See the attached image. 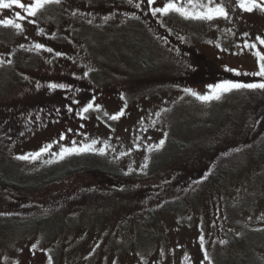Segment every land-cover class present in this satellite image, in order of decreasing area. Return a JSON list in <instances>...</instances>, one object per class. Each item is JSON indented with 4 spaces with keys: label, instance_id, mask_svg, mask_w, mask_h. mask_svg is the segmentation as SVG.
<instances>
[{
    "label": "rangeland",
    "instance_id": "rangeland-1",
    "mask_svg": "<svg viewBox=\"0 0 264 264\" xmlns=\"http://www.w3.org/2000/svg\"><path fill=\"white\" fill-rule=\"evenodd\" d=\"M21 2L27 5L28 0ZM168 3L190 14L220 5L228 16L194 19L171 10L179 21L170 23L158 15L178 42L189 43L183 51L191 56L177 49L182 45L149 33L158 41V46L151 47L158 55L160 63L156 64L144 46L116 43L108 34L109 19L139 14L145 18L132 0H59L37 11L45 20L43 26L58 40L65 38L73 50L71 65H57L58 59L43 55L42 49L27 48L40 29L38 21L33 23L35 17L17 6L0 9L2 20L21 24L17 30L0 25L4 40L0 47L8 50L7 60L0 63V160L6 163L7 179L22 182L36 173H50L53 164L87 161L127 178H145L159 187L162 167L180 161L172 140L205 148L204 156H211L209 164L201 163L196 177L191 174L185 183L184 205L157 207L155 222H144L143 209L130 192L120 197L93 194V203L85 205L89 211L81 214L82 224L72 217L64 222L56 216L35 224L4 217L0 220V264H29L33 256L42 264H264V115L260 110L251 114L255 130L250 141H243V135L220 133L240 124L246 111L245 89L214 93L209 87L224 82L221 74L228 77L232 72L237 74L233 82H264V77L254 75L264 62L256 54L264 55L258 39L264 38V10L246 11L240 0H163L160 6ZM257 3L264 7V0ZM17 12L24 19L17 18ZM119 35L125 41L126 34ZM6 51L1 55H7ZM203 59L220 65H193ZM98 67L110 75L97 73ZM51 84L66 87L53 89ZM184 89L220 98L205 102ZM89 103L93 108L83 112ZM64 107L63 113L52 114ZM120 112L123 115L118 119L110 118ZM209 133L216 141L213 150L207 148ZM224 135L231 144L221 145ZM93 140L97 143L92 151L62 160L54 155L72 147L73 141L82 146ZM49 145V151L35 160L17 159ZM170 194L173 198L180 195ZM145 196L141 200L146 201ZM51 200L43 197L35 202L50 207ZM25 204L1 210L10 215L17 209L26 211ZM134 213H140L139 220ZM149 228L152 235L142 238Z\"/></svg>",
    "mask_w": 264,
    "mask_h": 264
},
{
    "label": "trees",
    "instance_id": "trees-1",
    "mask_svg": "<svg viewBox=\"0 0 264 264\" xmlns=\"http://www.w3.org/2000/svg\"><path fill=\"white\" fill-rule=\"evenodd\" d=\"M117 38L120 39L119 35H117ZM146 40L147 39L145 36L138 38L135 35L130 34L129 36L128 34H126L125 38V41H132L137 45H140L141 47L144 46L145 54H147V56L151 55L152 57V51L151 49H149L150 45L147 48ZM144 62L146 64L147 60ZM96 72L102 74L105 77L110 75V71H108L104 67H98L96 69ZM232 73L236 74L235 72ZM233 74L228 77H225L221 74L220 78L221 80L225 81L235 80L237 74ZM258 83H261V81ZM243 96L245 102L244 107L246 111L245 114L239 119L240 124H238V126H233L234 128L226 127V129L220 132L222 134H228V137L235 134L241 136L244 135L243 128L251 127L253 125V123H251V114L255 110H260V112H262L264 115V89H245ZM262 119H264V116ZM238 128H240V130ZM212 135L213 134L211 133L207 135V138H209L207 148H211V150L215 149L214 147H216L215 139L213 137H210ZM221 139L222 146L232 143L231 139L227 138V135H224V137H221ZM172 143H174V145L178 149L180 161L172 165L162 167L159 179H157L158 185H160L159 187H154V184L152 182L147 183V181L145 180L133 181L127 179L120 173H116L107 168V166L105 165L87 161H79L78 163L74 164H67V161H65L60 166H56L55 164H53V171H51L50 173L46 174L45 171L38 174L36 173L32 176L31 179H24V181L22 182L20 181L22 179H19L17 181L13 179L9 180L7 179V169H5L6 163L0 160V190L4 189L1 185L7 184L11 187L10 191L5 189L3 193L0 192V194H2L0 195V220H2L4 217L12 220V217H20L22 219L21 221L35 224V222H46L57 217L65 222L67 221L68 217H72L76 218L77 222L80 220V224H82L84 222L81 214H84L85 211H89L86 209L85 205L87 203H93V194L95 197L99 198L108 196L109 194L107 193H111V196L120 197V194L123 195V192H130V195L134 197L136 204L138 206H141L143 209L142 213L145 216L144 222H155L158 214L155 211L157 210V207L162 209L166 205H184L182 196H184V191L186 188L185 183L190 181L189 179L191 174H193V176H191L192 178L196 177V173L202 168V162L200 160L205 157V148H196L195 145H190V143L176 144L173 140ZM247 143L249 142H241V144ZM208 158L209 160L206 162V165L209 164L211 156H208ZM204 159L202 161H205ZM192 170L193 172L190 173ZM44 174L48 175V177H40ZM142 185L144 186L141 188ZM34 192L39 194H36ZM172 192H176L180 195L177 198H173L171 197L172 194H170ZM38 195H40V198H52V205L50 207L43 206L44 204L40 205L42 203L35 202V200L39 197ZM143 195H146V201L141 200V197ZM100 200L101 199H99V201ZM24 202L26 203L24 206L28 207L26 211L23 209L20 212L17 209L11 212L10 215H6L1 210L2 206L14 207ZM32 206H34L36 209L29 210ZM62 206L68 208V210H64V207ZM76 206L84 207L85 209H81ZM72 210L75 211L72 212ZM133 216L134 218L136 217L135 220H139L140 213H137L136 215L134 213ZM23 217H30L31 219L27 221L23 220ZM128 231L129 229H127V231L122 230V236L119 234L118 235L121 238H124L127 235H125V233H128ZM152 232L153 231L151 230V228H149L148 231L144 229L142 238L146 235H152ZM127 246H130V244L126 245V247ZM118 247L124 248L123 246Z\"/></svg>",
    "mask_w": 264,
    "mask_h": 264
},
{
    "label": "flooded vegetation",
    "instance_id": "flooded-vegetation-1",
    "mask_svg": "<svg viewBox=\"0 0 264 264\" xmlns=\"http://www.w3.org/2000/svg\"><path fill=\"white\" fill-rule=\"evenodd\" d=\"M163 0H155V2L153 4H148L146 2V0H132V5L134 7H137L136 5L139 4L140 6L137 7L140 11H143L145 13V18L143 15H130L128 17V19H124L122 18V16L119 18V19H109L108 22H109V27L108 28V34H110V38H111V41L113 42H120L121 44H124L126 43V41H123L121 39H118L116 36L123 33V34H130V35H135L136 37L138 38H141L143 36L146 37V39L149 37V40L148 39L146 40V46L147 48L149 47V49H151L152 47V44H155L156 46H158V41L156 42L155 38L154 37H150L148 34L149 33H153L156 37L159 38V35H161V37L166 40L167 39V42L168 43H171L173 44L174 46L177 45H182L184 48L182 47H175L179 50H182L187 48L189 43H185L184 41H177L178 37L172 32L170 31L169 29L165 28L164 27V23L160 22L159 18H158V15L159 16H163V22H170V23H175V22H178L179 20H177L175 17H174V13H172V11L170 10L168 13H157L155 15L152 14V9L155 8V7H164L163 5L160 6V3L162 2ZM125 17V16H124ZM134 19H132V18ZM0 20H2V18L0 17ZM34 21H38L40 24V26H38L40 29H39V32L37 33V35L35 36V38L33 39V45L30 46V47H27V48H35V44L39 43V44H43L45 47L42 49V53L43 55H47V54H50L52 55L53 58H56L58 59V64L57 65H71L72 62L71 60L73 59L74 57V53H73V50L71 47H69L66 43H64L66 41V39L64 38V40H58V38H55L51 32L48 31L47 28H45L43 26V23L45 22L44 19H42V17L37 13V15L35 16L34 18ZM157 25H160L162 26L163 30H159L158 29V26ZM9 27L13 28V29H16L14 28L13 25H9ZM157 27V28H156ZM17 30V29H16ZM120 36V35H119ZM126 36V35H125ZM141 36V37H140ZM148 36V37H147ZM17 39V38H16ZM4 40L3 39H0V43L3 42ZM142 41V40H141ZM15 44H17V42H14ZM111 43V42H110ZM131 44L133 45H137L135 42H132L130 41ZM151 43V44H150ZM12 43H9V47ZM139 46V45H137ZM48 48H51L53 51L52 52H48L47 49ZM181 48V49H180ZM3 51H6V50H3L1 47H0V56L2 58H0V61H5L7 60L8 58V50L6 51L7 55L5 56H2V52ZM153 51V50H152ZM186 53L187 56L190 55V53H187V51H183ZM56 53H60V55H56ZM153 54V53H152ZM191 56V55H190ZM199 55H197L198 57ZM153 59L157 61H159L158 59V55L157 53H154L152 55ZM205 59H203L204 61ZM195 62L193 63V65H220L218 62H210V61H207L205 60L204 62ZM160 62H157L156 64H159ZM36 65H42V64H36ZM92 65V64H91ZM188 65H192V61L188 62ZM206 73V72H205ZM34 77H35V73H34ZM67 110V107H64V108H61V109H56L52 112V114H60V113H63V111ZM240 130V128H238ZM244 131H243V138L244 140H246V138H248V140L250 141L251 137L253 135L252 134V131L255 130V127L254 126H251V127H245L243 128ZM262 140V138H261ZM260 140V141H261ZM259 141V142H260ZM207 160H209L208 156L205 157V161H202V163H205L206 165V162ZM4 189L3 190H0L1 193H3V191L6 189L8 191H10L11 187L9 185H1ZM40 197V195H38ZM29 264H42L41 260H38L36 259V257H31L30 259H28L27 261Z\"/></svg>",
    "mask_w": 264,
    "mask_h": 264
},
{
    "label": "snow or ice",
    "instance_id": "snow-or-ice-1",
    "mask_svg": "<svg viewBox=\"0 0 264 264\" xmlns=\"http://www.w3.org/2000/svg\"><path fill=\"white\" fill-rule=\"evenodd\" d=\"M59 3V0H28L27 5L25 3H22L21 0H0V9H8L13 6H17L21 9H26V13L29 16L35 17L37 15V11L39 9H42L45 5L51 4V3ZM148 4H153L155 0H146ZM137 7L140 5L137 4ZM240 7L245 9L246 11H252L254 8L260 7L262 10H264V7H262V4H258L257 0H240ZM170 10H175L176 12L181 13L182 15H185L186 17L194 18V19H207L211 20L214 17L220 16V17H225L227 18L228 13L225 10L223 6H216L214 8H208L207 12L204 13H196V14H190L188 13L185 9L177 7L175 3H168L164 7H155L152 9V14L155 15L157 13H168ZM17 18L19 19H24V17L21 16L19 12L15 14ZM35 23V21H33ZM0 25H13L14 28L20 29L21 24L15 23L11 20H0ZM259 43L261 45H264V38H259ZM251 47H255V44L250 45ZM36 49H43L45 46L43 44H35L34 46ZM48 52H52L53 50L51 48L47 49ZM257 56H259V59L261 61H264V55H260L259 52L256 53ZM56 55H60V53H56ZM11 63V61H8ZM0 63H3L0 61ZM86 75V73H85ZM254 75L259 76V77H264V62L259 64V69L254 73ZM51 88H65L66 86L63 84H51ZM210 88L213 89V92H231L233 90H241V89H264V82L261 83H241V82H233V81H224L221 84L218 85H211L209 86ZM186 93H191V95L197 97V99L201 101H209L212 99H219L220 96L218 94L214 95H199L198 93L192 91L191 89H184ZM76 103H79V101H76ZM93 108V104L89 103L87 106L83 107V112H88L89 109ZM71 110V109H70ZM119 115H123V112H120L118 115H113L110 118L112 120L118 119ZM61 140L65 139V136L61 135L60 137ZM97 143L96 140H93L91 144H84L82 146H77L76 142H72V147H63L58 153H54V155L57 157V159H64L66 155H71V154H78L82 152H89L93 150V145ZM164 141H160V145H163ZM107 146V145H106ZM51 146H46L44 149L41 150V152H36L30 155H21L18 156L17 159L20 160H35L39 158L42 154V152H48L49 148ZM101 154L104 153V149L99 150ZM46 163L50 161H45Z\"/></svg>",
    "mask_w": 264,
    "mask_h": 264
}]
</instances>
